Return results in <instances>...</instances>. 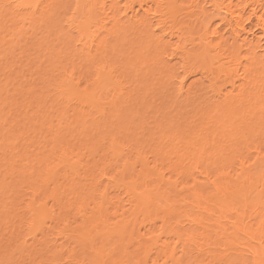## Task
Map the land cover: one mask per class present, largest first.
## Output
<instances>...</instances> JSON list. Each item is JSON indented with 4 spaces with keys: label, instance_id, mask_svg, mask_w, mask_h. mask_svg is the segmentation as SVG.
<instances>
[{
    "label": "bare ground",
    "instance_id": "obj_1",
    "mask_svg": "<svg viewBox=\"0 0 264 264\" xmlns=\"http://www.w3.org/2000/svg\"><path fill=\"white\" fill-rule=\"evenodd\" d=\"M11 1L17 8L25 5L36 8L41 0H0V3ZM212 2L218 13L232 12L227 7L222 10L223 6L217 5L216 0ZM160 3L163 7L148 12L162 34L155 48L158 55L166 49L163 67H170L167 60L177 57L183 72L201 75L204 80L201 86L211 83L199 91L213 89L216 96L213 98L217 99L214 103H218L213 108L220 107L222 117L232 120L233 123H228L231 129L228 135L240 136L242 142L238 147L237 140L233 142L236 148L232 146V149L219 146L213 153L207 151V156L203 155L205 152L188 153L186 162L177 164V161V165L170 166L176 178H167L158 166L148 165L140 148L123 144L107 125L109 103L102 96L114 92V97L121 87L113 80L114 66L108 61H97L90 46L83 44L91 55L89 61L97 62L84 86L76 82L72 72L65 70L58 78L43 73L35 79L41 71L28 70L30 73L26 75L25 69L9 64V56L0 53V264H18V257L20 264H247L245 254L252 256L248 264H264L263 39L255 34L249 37L243 25L250 17L245 20L244 14L238 16L235 27L233 20L221 19L230 26V39H226L220 28L204 24L205 10L200 11L203 14L200 13L196 26L190 27L191 21L187 27L172 30L166 18L174 16L183 1L161 0ZM67 5L65 0H47L45 8L24 23L51 35L61 34L58 27L65 22L84 39L95 23L96 11L106 7L99 0H74L70 15ZM116 5V0H112L113 9ZM85 11L89 17L83 16ZM240 11L244 9L241 7ZM148 12L133 25L153 44L154 33L146 22ZM262 16L255 25L263 32ZM136 17L133 13L132 19ZM191 28L202 32L197 37L200 47L197 58L210 57L214 52L212 60L222 58L221 63L226 54L220 57L218 51L224 49L232 55H239L240 50L245 52L246 63L242 66L245 77L239 86L231 85V90H227L229 97L222 98L220 88L216 87L218 78L213 76L225 60L221 64L217 61L219 65L214 71L212 66L194 67L192 56L183 47L188 41L194 45L193 36L186 37ZM101 43L102 50L106 40ZM173 45L176 47L168 55V48ZM232 55L228 58L236 56ZM168 56L171 60L166 59ZM226 63L217 69H222V74L228 71ZM184 81L182 78L161 87L167 89L172 84L174 89L176 85V102H197L198 93L190 88L185 91ZM27 83L33 84L25 92ZM50 92H54L62 105L74 102L82 110L72 114L66 107L54 110L49 105ZM117 98L112 99L113 103ZM126 99L130 98L124 101L119 98V103H125ZM88 112L99 118L100 123L87 119ZM132 114L130 109L123 117ZM121 194L126 201L120 199ZM141 225L149 227L145 235L136 230ZM50 233L61 242L51 239ZM29 239L41 244L34 257L32 250L36 247L31 248ZM26 256L28 259L32 256L29 262ZM22 257H26L25 261Z\"/></svg>",
    "mask_w": 264,
    "mask_h": 264
},
{
    "label": "rangeland",
    "instance_id": "obj_2",
    "mask_svg": "<svg viewBox=\"0 0 264 264\" xmlns=\"http://www.w3.org/2000/svg\"><path fill=\"white\" fill-rule=\"evenodd\" d=\"M65 1L68 4L66 6L69 9H67L68 14H70L73 12L74 0ZM99 1L101 3L105 2L106 7L105 9H98L96 11L97 14L94 15L95 23L92 24L89 29V36L84 39L79 38L76 32L71 31L65 22L58 27V29L61 30V34L51 35H48L46 31L42 32V30L38 27L31 28L30 24L24 23V21L28 22L29 19L36 16L34 15L35 12L36 14H39L45 8L47 0H41L38 2L36 8H33L31 5H25L17 8L14 1L0 3V44L3 45L1 46L2 49H0V53L2 55L7 54L9 56V64L25 69L24 71L26 75L30 73L28 70L33 72L38 69L41 71V75L38 74L34 76L35 79L39 76H43V73H46V75L52 74L55 78H58L62 75V73L60 75V72L65 70V72L68 73L72 72L76 82H80L82 86H84L86 80L91 79L90 72L93 71V66L98 60L108 61L115 68L113 72V80H116V84L121 88L118 89V93H115L116 95L118 94L119 97L118 95H114V97H112L114 92H111L108 96L105 94L102 96L104 98V102L109 103L107 107L109 115L106 120L107 125L111 127V130H115V134L120 140L122 139L121 142L123 144H127V146L135 149L140 148L146 156L148 165L150 167L158 166L159 169H162L163 174L167 178L170 176L176 178V175L171 172V167H173L172 165L180 164L181 162H184V160L186 162V159H189L188 155L191 152L193 154L205 152L203 155L207 156L208 153H213V151L216 150L217 147L219 148V146L227 149L238 147L242 142L241 137L236 135L229 136L231 134V129L228 126L231 124L232 120L229 121L228 119L222 117L224 114L218 111L220 107L213 108L218 104L214 103L217 99H214L216 96H214L215 93L213 92V89L207 88L206 90L199 91V89L207 87L211 83L205 82V86H201L204 82L201 75L190 73L186 74L183 72L180 68L181 64H179L180 62L177 57H173V60H171L169 56L166 57V59L171 60L170 62L167 60L170 67H163L162 64L166 62V49L160 50L161 54L158 55L155 48L156 43H158V38H160L162 34L156 29L157 27H155V22L152 18L151 12H148L150 9L163 7V4L160 3L161 0H116L117 5L114 9L112 7V0ZM181 1H183V6L176 9L174 16L166 18V23L168 24L167 26L172 30H177L185 26L187 27L191 21L193 23L191 22L192 25L190 27L193 25L196 26L197 21L199 20L198 18L203 14L200 11L205 10L204 12L206 17L204 18V24H209L212 28H220L221 34L225 35V38L228 39L230 35L228 32L230 26L227 22H222L221 19L227 17V20H233L232 24L233 26H236L235 21L238 16L244 14L246 18H244L245 20L250 17V19H248L247 22H244L243 25L245 26L247 33H249V37L252 36L251 34L259 36V39H263V42L261 40L260 41L264 45V31L262 32V29L260 30L256 27L258 18L262 15L264 18V0H216L217 5L221 4L223 6L222 10L225 9L224 7L232 10L230 13L232 15L227 13L228 16L224 13L226 12L225 10L224 12L222 11L221 13H218L213 7L212 0ZM229 4H231L232 7ZM238 5H240V7H236ZM241 7L244 9V12L240 11ZM62 12L63 11L61 10V17L64 18L65 16ZM145 12H148L149 21L146 22L147 24H150V31H153L154 33V36L151 38L153 44L150 42V39H147L146 41V38H143L138 33L136 26L133 25V22H138L141 19L143 20ZM254 12L256 13L253 15L252 13ZM133 13H135L137 17L132 19ZM200 13L202 14L200 15ZM86 14L87 11H85L83 16H90L89 14L86 16ZM83 16H80V18L83 19ZM199 35L200 37L202 36V32L200 34L199 28L195 30H192L191 28V31H188L186 37L193 36V44L196 47L192 45L191 41L190 43L188 41L183 45V47H185L189 55L192 56L191 59L192 63L195 64V68L203 66H207L209 68L212 66V71H214V69L219 65L218 62L222 59H220V57H223V54H226L224 55L225 57L221 63L224 60L227 61L226 64L228 65V71H224L225 73L223 72L222 74V69L217 70L223 63H225L224 61L222 64L219 62L221 65L218 66L219 68H216L213 73V76L218 78L216 87L220 88L222 98H224L231 90L232 84H235L237 87L240 83H242L243 78L245 77L242 66L246 63L244 61L246 54L243 50H240L239 55L233 54L236 55L233 59L230 58L232 55L230 51L223 49L224 51H222L225 53L222 51L217 52L222 55L219 57L220 60L217 59L218 62L212 60V55H215L214 52L209 54L210 57L197 58V54L200 53V47H198L199 42L197 40ZM240 36L244 38L245 34L241 32ZM104 40H106L107 45L104 44L106 47L104 46V49L101 50V42ZM176 42L177 40L174 39L173 43ZM84 43L88 46L83 45ZM213 44L216 45L217 42L213 41ZM86 46H90L92 56H95L97 61H89V59H91V55H89L90 53L89 50L86 49ZM175 47L176 45H173L168 48L167 54L169 55L171 50ZM217 53L216 56L218 58ZM227 54H230L229 58ZM50 64L54 65L50 67ZM217 71H220L221 74ZM261 77L264 80V74H262ZM182 78L185 79V91L190 88L198 93L199 99L197 102H184L183 100H177L176 102V99L174 98V95L176 94H174L176 85L174 89L172 84L168 86L167 89H163V87H161L163 84L165 85L171 81L179 82ZM30 84L33 83H27L24 86L25 92H27L30 88ZM261 90H264V86L261 87ZM257 92L261 93L259 90H257ZM48 94L50 95L49 105L52 106L54 110L66 107L69 114H72L74 111L82 110V107L74 102L67 106L62 105L55 99L54 92H50ZM228 95L226 97H229ZM123 96H125V98L129 97L131 100L126 99L127 101L125 100V103H123V99H125ZM116 98L118 100L113 103L112 99L115 100ZM119 98L120 100H123L120 101V103ZM165 100H168V102H164ZM130 109L133 112L132 116L124 118V112ZM87 114V119L92 120L93 123L96 124L100 123V119L93 113L88 112ZM234 123L235 126L238 125L235 120ZM179 127H182L180 132L178 131ZM222 130H224V132ZM178 134H180L179 137ZM232 139L234 140L232 141ZM235 141L236 147L235 143H233ZM191 142H193L192 145L194 143H196V145L194 144V146H192ZM176 144L177 146H175ZM189 145L192 147H189ZM174 146L177 149H175ZM178 147H180L179 151ZM204 147H206V150ZM190 148L194 149L191 151ZM181 150L184 151L182 152ZM182 156H185V158L183 157L182 159ZM136 167L137 170L140 169L139 165ZM119 196H121V198L119 197L120 199H124L126 201L124 194ZM157 225L159 226L160 224L157 223ZM143 226H139L140 228L137 227L136 229L141 235H145L146 231L149 229L147 225ZM50 235L51 233L49 234V237ZM51 236L52 237L50 238L53 239L56 235ZM40 238L38 236L39 240ZM58 239L59 238H55V240H57L56 242H61V240ZM29 240L31 248L33 249L36 247V249H33L34 251L31 249L33 252L32 256L34 257V255H36L34 253L37 252L38 254L40 251L41 244H37L39 242H33L31 239ZM55 240H52V243H54ZM31 241L34 246H32L33 244ZM32 256L30 258H32ZM26 257H22V260L23 258H26V261L30 260V258L28 259V256ZM243 258L247 264L252 261V256L248 254H245ZM16 260L18 264H20L19 262L21 259L19 260L18 257ZM25 263L26 262H23V264Z\"/></svg>",
    "mask_w": 264,
    "mask_h": 264
}]
</instances>
